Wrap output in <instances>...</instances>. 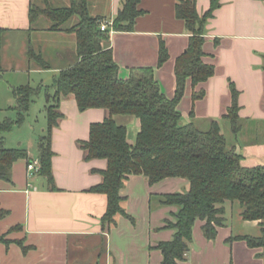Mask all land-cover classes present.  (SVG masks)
Wrapping results in <instances>:
<instances>
[{"label": "crops", "instance_id": "0c3cea01", "mask_svg": "<svg viewBox=\"0 0 264 264\" xmlns=\"http://www.w3.org/2000/svg\"><path fill=\"white\" fill-rule=\"evenodd\" d=\"M176 1L141 0L139 8L145 13L136 18L132 32L108 27L107 45L118 77L127 79L133 68H155L167 98L175 90L174 62L189 39L184 22L175 17ZM195 1L199 16L209 10L211 0ZM218 1L204 26L202 58L214 66V74L195 87L187 80L178 111L184 124L207 120L210 126L215 121L221 131L220 121L227 120L224 115L232 103L229 86L233 84L238 91L240 131L227 146L241 156L243 167L264 166V0ZM122 2L88 0V12L112 21ZM31 4L37 5L34 0H0V29L5 30L0 49V121L16 113L11 109L15 105L12 89L27 84L40 88L28 112L37 106L41 113L38 132L31 139L25 141L10 132L3 135L5 146L24 149L27 159L13 163L10 182L0 180V209L7 212L0 219V237L8 241L0 242V264H161L162 254L156 247L172 239L173 230L164 227L166 220H173L176 207L151 205V196L184 193L189 182L167 178L151 186L142 175L129 176L120 190L122 212L104 230L101 220L107 197L88 189L101 182L98 171L107 164L99 159L85 161L77 142L88 139L91 124L107 118L105 110L80 111L74 97L62 98L59 111L63 118L52 134L56 190L38 173L27 176V162L38 160V139L47 126L45 94L53 92L57 74L78 60L75 34L50 31V25L40 18L31 25ZM160 41L169 57L156 68ZM29 50L40 54L49 68L41 69L29 60ZM201 91L202 98L193 101L192 95ZM125 125L128 142L133 144L139 120L127 117ZM224 207L225 224L217 228L214 239L204 236L203 221H195L190 250L178 264H264V248H250L245 241L235 240L259 237L258 221H244L235 203L227 202Z\"/></svg>", "mask_w": 264, "mask_h": 264}, {"label": "trees", "instance_id": "16d2710c", "mask_svg": "<svg viewBox=\"0 0 264 264\" xmlns=\"http://www.w3.org/2000/svg\"><path fill=\"white\" fill-rule=\"evenodd\" d=\"M140 1L123 0L112 20L111 30L132 32L136 18L145 13L139 8ZM218 6V0H211L209 10L199 16L195 0L176 1L175 17L184 22L189 39L186 49L174 62L175 90L171 98L161 92L155 68H133L127 79L118 77V66L107 45L110 30H100L101 18L89 14L88 0H70L68 7L48 5L45 9L31 4L29 10L31 25L43 17L50 22V31L74 33L78 57L77 62L54 78L53 92L47 90L45 94L47 126L38 140V174L47 179L51 190H56L51 164L54 155L52 134L63 118L59 111L62 98L74 97L80 111L105 110L107 118L91 124L88 139L77 142L85 161L99 159L107 164L104 170L98 171L101 182L88 189L107 197L106 212L101 220L104 230L114 223L115 214L122 212L120 190L129 176L142 175L151 186L167 178H184L189 182V190L184 193L151 196V205L156 202L159 206L176 207L173 220H166L164 227L173 230L172 239L160 242L156 247L162 254L161 264H178L185 260L196 220L204 222V236L214 239L217 228L225 224L224 205L227 202L238 203L242 219L258 221L260 227L259 237L244 236L235 240L245 241L250 248H264V166L243 167L241 156L227 146L217 122H211L209 128L202 131L193 122L182 124L178 111L187 80L195 87L214 74V66L204 63L202 58L205 56L204 26ZM72 17L77 21L64 27ZM4 33L5 30L0 29V49ZM168 57V51L160 41L156 68H160ZM28 58L41 69L49 68L40 54L29 50ZM229 89L232 103L224 118L236 135L240 131L238 91L233 84ZM39 93V87L28 84L12 89L15 105L11 109L16 112V119L0 121L2 181H11L14 162L27 159L24 149L7 148L3 135L23 124L33 98ZM202 96V91L195 92L192 99ZM117 116L139 120L133 144L128 142L125 125L115 121ZM190 117H193L192 110ZM6 215L7 212L0 209V219ZM0 242L8 243L5 236L0 237Z\"/></svg>", "mask_w": 264, "mask_h": 264}, {"label": "rangeland", "instance_id": "374dc122", "mask_svg": "<svg viewBox=\"0 0 264 264\" xmlns=\"http://www.w3.org/2000/svg\"><path fill=\"white\" fill-rule=\"evenodd\" d=\"M34 2H35V4H37L36 6L39 7V9H45L48 5L50 7H68L70 5V0H34ZM40 19L45 21L48 25H50V22L48 20H46L45 18L40 17ZM76 21H77V18L72 17L71 20L68 21L64 25V27H69V26L73 25ZM38 110L39 109L37 108V106H34L32 108V112H28L27 115L25 116V120H24L23 124H21L19 126L16 125L12 129V131H10V134L13 136L19 135L22 138H24L25 141H26V138L31 139L33 137L34 133L38 130V127H39L38 123L41 120V113H39ZM38 113L40 114V116ZM11 117H12V119H11ZM7 118L11 119L12 121H15L16 113H15V115L14 114L10 115V113L4 115L3 120H5ZM114 119L118 124L125 125L127 117L117 116ZM220 122H221V133L223 134L227 145H229V144L233 143V141L235 139L234 138L235 134H233L232 129H231V125H230L228 120H225L224 122L223 121H220ZM181 123L184 124L185 122L181 121ZM194 125L197 129L204 131V130H207V128L209 127V121H207V120L196 121V123ZM36 136H37L36 139H38V135H36ZM134 139L135 138L133 137V142H134ZM235 204H237L239 206L238 203H235ZM257 234H259V233H257Z\"/></svg>", "mask_w": 264, "mask_h": 264}, {"label": "built area", "instance_id": "2783aa9c", "mask_svg": "<svg viewBox=\"0 0 264 264\" xmlns=\"http://www.w3.org/2000/svg\"><path fill=\"white\" fill-rule=\"evenodd\" d=\"M112 24V21H107V20H101L99 24V28L101 31H105L108 29V27ZM40 169V164L39 161L36 160H30L27 162L26 165V170H27V176L33 177L35 174L38 173Z\"/></svg>", "mask_w": 264, "mask_h": 264}, {"label": "water", "instance_id": "95a60500", "mask_svg": "<svg viewBox=\"0 0 264 264\" xmlns=\"http://www.w3.org/2000/svg\"><path fill=\"white\" fill-rule=\"evenodd\" d=\"M264 58V57H263Z\"/></svg>", "mask_w": 264, "mask_h": 264}]
</instances>
